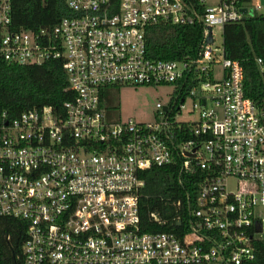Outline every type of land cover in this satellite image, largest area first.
Segmentation results:
<instances>
[{
    "label": "built area",
    "instance_id": "1",
    "mask_svg": "<svg viewBox=\"0 0 264 264\" xmlns=\"http://www.w3.org/2000/svg\"><path fill=\"white\" fill-rule=\"evenodd\" d=\"M65 3L68 16L32 31L14 29L12 0H0V64L58 61L71 94L60 110L0 115V219L26 227L20 264L253 260L264 241V101L244 94L241 65L213 47V30L259 14L260 0ZM160 25L201 27L195 56L149 57L147 30ZM157 85L174 91L151 121L105 106L107 89ZM166 166L192 177L196 194L187 211L176 201L177 231H144L143 172Z\"/></svg>",
    "mask_w": 264,
    "mask_h": 264
},
{
    "label": "trees",
    "instance_id": "2",
    "mask_svg": "<svg viewBox=\"0 0 264 264\" xmlns=\"http://www.w3.org/2000/svg\"><path fill=\"white\" fill-rule=\"evenodd\" d=\"M69 14L65 0H12V25L16 30L50 29ZM202 41L203 30L198 25H160L150 27L146 33L148 56L159 60L195 56ZM222 42L225 57L241 65L244 94L263 102L264 74L260 72L256 59H261L264 65V14L227 24L222 30ZM66 86V76L58 61L40 66L2 63L0 115L6 112L12 119L23 111L45 106L60 110L62 103L71 97ZM117 90L110 88L105 92V106L109 113L118 110L114 97ZM142 176L144 186L139 198L141 227L152 232L177 231L176 220L181 212L176 201L184 197L187 211L196 194L195 180L180 174L179 168L173 166L151 168ZM152 213L161 223L151 217ZM180 219L183 223L182 215ZM25 228L19 220L0 219V264H20ZM252 245L254 259L243 264H264V241H254Z\"/></svg>",
    "mask_w": 264,
    "mask_h": 264
},
{
    "label": "rangeland",
    "instance_id": "3",
    "mask_svg": "<svg viewBox=\"0 0 264 264\" xmlns=\"http://www.w3.org/2000/svg\"><path fill=\"white\" fill-rule=\"evenodd\" d=\"M260 2L263 8L258 13L264 14V0ZM213 38V47L221 48L222 30L219 27L214 28ZM216 71H219V68ZM173 91L172 85L120 87L114 95L118 105L117 115L122 120L132 118L138 122L151 121L154 118L155 104L166 105ZM256 236L264 237V230Z\"/></svg>",
    "mask_w": 264,
    "mask_h": 264
},
{
    "label": "water",
    "instance_id": "4",
    "mask_svg": "<svg viewBox=\"0 0 264 264\" xmlns=\"http://www.w3.org/2000/svg\"><path fill=\"white\" fill-rule=\"evenodd\" d=\"M205 43H206V44H210V43H212V38H211V34H210V32H209V35H208V37H207ZM256 230H257V231H260V225H257V226H256Z\"/></svg>",
    "mask_w": 264,
    "mask_h": 264
}]
</instances>
